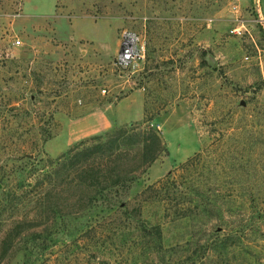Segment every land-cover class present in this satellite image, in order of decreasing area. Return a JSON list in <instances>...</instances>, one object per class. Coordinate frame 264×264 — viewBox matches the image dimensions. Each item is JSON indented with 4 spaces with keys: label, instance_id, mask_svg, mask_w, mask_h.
<instances>
[{
    "label": "rangeland",
    "instance_id": "1",
    "mask_svg": "<svg viewBox=\"0 0 264 264\" xmlns=\"http://www.w3.org/2000/svg\"><path fill=\"white\" fill-rule=\"evenodd\" d=\"M125 30L140 35L146 56L121 72ZM15 106L30 112L22 127ZM144 121L167 152L131 199L202 153L195 175L219 196L210 213L185 219H167L147 197L142 221L161 223L166 257L264 264V0H0V264H158L108 226L84 233V220L77 229L87 212L70 216L64 201L57 228H14L36 218L14 167Z\"/></svg>",
    "mask_w": 264,
    "mask_h": 264
},
{
    "label": "trees",
    "instance_id": "2",
    "mask_svg": "<svg viewBox=\"0 0 264 264\" xmlns=\"http://www.w3.org/2000/svg\"><path fill=\"white\" fill-rule=\"evenodd\" d=\"M11 111L23 118L19 124L22 127L23 114L29 116L30 112L16 106ZM166 152L162 132L150 121H144L87 139L55 161L28 160L26 164L14 167L12 174L22 178L18 190L36 209V218L16 222V235L39 229L43 232L41 227L57 228L64 201L65 210H71L70 216L87 212L85 218L78 216L75 221L78 229L85 220L84 233L108 226L104 231L115 234L117 241L121 238V245L131 253L139 250L144 257L155 253L159 257L158 264L188 263V259L177 262L166 257L172 249L166 250L162 245L161 223L156 227L147 226L142 221L143 205L148 202L147 197L154 194V200L163 204L167 219L197 218L210 213L215 207L212 203L217 202L219 196L215 193L212 194L214 198L207 196L195 175L203 153L146 187L136 198L130 197L132 187ZM132 200H140V203L131 211L128 205ZM48 212L53 213L52 218L47 217ZM132 230H136L134 234L130 232ZM116 244L115 241L109 245ZM190 262L195 264L191 259Z\"/></svg>",
    "mask_w": 264,
    "mask_h": 264
},
{
    "label": "built area",
    "instance_id": "3",
    "mask_svg": "<svg viewBox=\"0 0 264 264\" xmlns=\"http://www.w3.org/2000/svg\"><path fill=\"white\" fill-rule=\"evenodd\" d=\"M21 42L17 41V45ZM146 56L145 45L136 32L125 30L120 40V49L116 57L115 66L121 72H128L144 62Z\"/></svg>",
    "mask_w": 264,
    "mask_h": 264
},
{
    "label": "crops",
    "instance_id": "4",
    "mask_svg": "<svg viewBox=\"0 0 264 264\" xmlns=\"http://www.w3.org/2000/svg\"><path fill=\"white\" fill-rule=\"evenodd\" d=\"M70 24H71L72 26H74V23L71 22V21H70ZM70 39L73 40V37H70ZM70 39H69V40H70ZM125 101H126V102H125ZM129 103H130V100H129V99H125L121 104L126 106V105H128Z\"/></svg>",
    "mask_w": 264,
    "mask_h": 264
}]
</instances>
